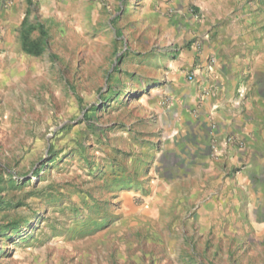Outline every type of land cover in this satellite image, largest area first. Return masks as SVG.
<instances>
[{"label":"rangeland","instance_id":"obj_1","mask_svg":"<svg viewBox=\"0 0 264 264\" xmlns=\"http://www.w3.org/2000/svg\"><path fill=\"white\" fill-rule=\"evenodd\" d=\"M190 1L35 0L45 53L0 56V264H264V200L192 151Z\"/></svg>","mask_w":264,"mask_h":264},{"label":"crops","instance_id":"obj_2","mask_svg":"<svg viewBox=\"0 0 264 264\" xmlns=\"http://www.w3.org/2000/svg\"><path fill=\"white\" fill-rule=\"evenodd\" d=\"M199 7L208 19L199 26L205 36L203 65L191 85L192 151L208 150L198 163H210L215 154L228 167H241L240 187L264 200V0H207ZM37 9L35 0H0V56L17 42L23 51L24 21L38 25Z\"/></svg>","mask_w":264,"mask_h":264},{"label":"trees","instance_id":"obj_3","mask_svg":"<svg viewBox=\"0 0 264 264\" xmlns=\"http://www.w3.org/2000/svg\"><path fill=\"white\" fill-rule=\"evenodd\" d=\"M26 28V29H25ZM38 33L37 38H33V34ZM48 41V32L42 24L31 25L24 21V33L22 36L23 52L32 57H40L45 53ZM41 173L38 172V174Z\"/></svg>","mask_w":264,"mask_h":264},{"label":"built area","instance_id":"obj_4","mask_svg":"<svg viewBox=\"0 0 264 264\" xmlns=\"http://www.w3.org/2000/svg\"><path fill=\"white\" fill-rule=\"evenodd\" d=\"M190 80H193L192 78H190Z\"/></svg>","mask_w":264,"mask_h":264}]
</instances>
